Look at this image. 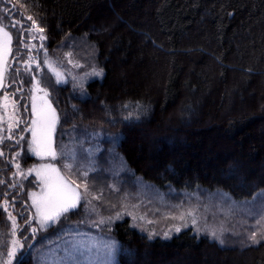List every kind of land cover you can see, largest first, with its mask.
I'll list each match as a JSON object with an SVG mask.
<instances>
[{
  "label": "trees",
  "instance_id": "16d2710c",
  "mask_svg": "<svg viewBox=\"0 0 264 264\" xmlns=\"http://www.w3.org/2000/svg\"><path fill=\"white\" fill-rule=\"evenodd\" d=\"M0 3L21 31L42 27L50 52L95 50L104 75L86 85L87 97L71 81L48 88L57 133L119 135L126 163L160 190L207 187L236 200L264 191V0ZM98 164L86 182L101 183L107 206L120 210L122 175H110L115 164L103 157ZM8 186L0 188L10 193ZM83 204L64 222L83 214ZM109 233L117 264H264V241L227 246L190 229L150 239L128 218Z\"/></svg>",
  "mask_w": 264,
  "mask_h": 264
},
{
  "label": "rangeland",
  "instance_id": "374dc122",
  "mask_svg": "<svg viewBox=\"0 0 264 264\" xmlns=\"http://www.w3.org/2000/svg\"><path fill=\"white\" fill-rule=\"evenodd\" d=\"M6 14V8L0 3V21H2L3 24L9 25L7 30L14 36L12 44L13 53L9 56L8 63L14 64L17 67L22 63L19 56L15 61L12 59V55H15L17 49H19L20 55L23 56L24 59H27L29 54L36 56V63L40 64V68L36 72L31 73V75H36L38 79L45 81L49 88L56 83V77L48 71L43 61L46 58L50 59L54 61L59 70L64 73V80L66 82L60 84H67L71 81L79 88L80 96L83 98L87 97L86 85L90 81L101 80L103 78L104 71L95 60V50L93 47L87 44H80L82 46L75 53L71 50L69 51L72 53L71 56L67 55L69 52L61 50L50 52L46 47L45 41L39 39V36L42 34L39 30H32L36 38L31 39L26 31H21L22 27L18 23L17 18L14 17L10 19V17H6ZM4 17H6V19H3ZM21 40H23L24 44H28L29 46L35 45L31 53L20 43ZM41 43H43L44 48L40 47ZM76 44L78 43H75V45ZM45 49L47 51V57L45 56ZM69 61L72 62L70 63ZM36 63L32 64L34 69L36 68ZM100 70L103 72L102 75L98 76L93 74L94 71ZM21 75L23 76V72H21ZM31 75L24 76L23 79L25 81H30ZM19 85L20 81L17 80V82L12 84L6 91H14ZM23 87L27 91L30 89L31 84L24 83ZM2 95L3 92H0V96ZM18 95H24V93H18ZM49 102L52 104L51 101ZM22 103L28 105V112L30 113V94H28L27 98L24 99ZM24 116L30 124L28 113H25ZM57 126L58 123L53 133V147L58 153L57 159L53 160L51 157L42 159L29 152L28 155L21 160L22 168L26 171L28 168L34 166L38 167L41 164H52L61 169L62 175L67 176V170L63 168V164L70 159V156L62 159L60 153L62 151L69 154L76 152L77 164L74 166L73 172L75 173L78 168L79 173L68 176V179L75 180L76 184L80 185L79 191L83 193L86 178L82 173L84 171L90 172L99 168L98 163H100L101 157H103L105 163L115 164L111 166L112 171L110 175L112 174L117 178L122 175L121 178L124 180L125 195H123V206L120 210L110 208L107 206L103 187H101L99 180L96 182L100 184L92 185L88 183L90 192L88 193L87 200H91V204L86 205V202H84L82 206L83 214H79L76 220H70L66 223L62 220L60 223L63 222L64 225L61 227L52 231L53 226L46 232L39 234L40 236L47 237V239H45L42 244L36 242V246L32 250L31 256L35 264H59L61 257L65 254L64 250L67 247L68 241L80 242L86 249H90L86 251V255L92 260H103L105 254L110 250L112 253V264H117L118 243L111 237L109 231L113 230L117 222L126 218L131 221V225L139 232L148 237H150L151 234L150 239L159 238L168 240L178 235L180 232L190 229L195 235L206 236L213 241L227 246L241 247L258 244L253 243L250 239L253 231L257 232V240L260 242L264 241V239H262V236H264V221H262L260 225L256 223L261 216H264V211H262L261 200L253 199L254 197H260L264 191L258 192V194L249 199L236 200L226 191L207 187H198L193 190L187 188L175 189L172 187L168 190H160L152 183L143 180L141 176L136 175L132 168L126 163L117 149L119 135L88 131L85 129H81L80 131L68 130L64 133H57ZM4 127L7 128L6 123ZM22 127H24V125H21V128ZM20 135H24L28 141L31 140V132L21 133L17 130L14 139L6 141V144L10 145V147L0 145V148L4 151V156L0 157V179L4 178L3 180L5 183L9 185L7 190L11 191L10 193H14V190L16 191L19 203L23 204L24 202L22 203V200L24 199L25 203L31 207V200L28 198L27 193L31 191H40V184L39 181L36 180L34 173L23 181L25 186L23 191H21L19 187H10L19 177L13 178V173L16 172V169L13 165H8L7 160L11 159L16 151L26 150L25 141H21L19 145H16V140L19 139ZM35 158L39 161H34L36 160ZM73 186L75 187V185ZM3 191L5 190L0 188V192ZM93 195L99 197L98 204H96L97 199H92ZM9 199H11V197H9ZM2 202L3 197L0 196V203ZM133 205H138V207H133ZM175 205H182V207H172ZM93 207L96 211H91ZM189 208H197L195 214L197 223L195 225L192 223L193 217H186L184 221L172 218L173 216L178 217L181 211H186ZM17 211H19V209H17ZM32 211L34 212V209ZM118 213L120 214L119 218H117ZM145 213H147L146 218L140 220L139 217L145 215ZM256 213H259V215ZM3 216L4 219H6V214H3V209H0V217L3 218ZM134 217L136 218L134 219ZM102 218L105 220V223L97 224ZM148 221H151V223ZM177 226L180 227L179 232L175 231ZM69 227L75 229V231L69 232ZM213 231H215L219 239L212 236L211 233ZM165 232L169 233L167 238L164 236ZM221 240L223 243H221Z\"/></svg>",
  "mask_w": 264,
  "mask_h": 264
},
{
  "label": "snow or ice",
  "instance_id": "6c2138e0",
  "mask_svg": "<svg viewBox=\"0 0 264 264\" xmlns=\"http://www.w3.org/2000/svg\"><path fill=\"white\" fill-rule=\"evenodd\" d=\"M3 19H6V17ZM28 19L32 20V17L29 16ZM32 24L33 27H37L35 20H32ZM8 28L9 25L0 21V92H3V95L0 96V145L10 147V145L6 144V141L13 140L17 130L21 133L31 132L30 141L24 135H20L19 139L16 140V145H19L21 141H25L26 150L16 151L11 159L7 160V164L13 165L16 169V172L13 173V178L19 177L10 187H19L23 191L25 189L23 181L34 173L36 180L39 181L40 191L27 193L28 198L31 200V207L27 203H19L17 193L0 192V196L3 197L0 209H3V214H6V219L0 220V264H28V258L36 246L33 242L42 244L47 239V237L40 236V233L46 232L62 220L66 221L69 213L76 210L82 202H86V205L91 204V200H87L90 188L85 181L84 192L82 193L79 191L80 185L76 184L75 180L68 179V176L79 173L78 168L75 173L73 172L74 166L77 164L76 152L69 154L62 151L60 153L62 159L70 156V159L63 164V168L67 170V176L62 175L61 169L52 164H41L38 167L28 168L26 171L22 168L21 160L29 152L42 159L47 157H51L53 160L57 159L58 153L53 147V133L56 130L59 118L49 102L47 83L42 79H38L36 75H31V73L36 72L40 68V64L36 63L37 57L29 54L28 58L24 59L20 55L19 49H17L15 55H12V59L15 61L19 56L22 63H20L19 67L8 63V58L13 53L12 44L14 39L13 34L7 30ZM39 32L43 33L44 29L42 27L39 28ZM26 33L30 35L31 39L36 38L31 29H26ZM39 39L44 41L46 37L41 34ZM20 43L27 48L29 53L35 47V45L24 44L23 40ZM40 47L44 48L43 43H41ZM67 55L71 56L72 53L69 52ZM45 56L47 57L46 49ZM69 62L71 63L72 61ZM33 63H36L35 69L32 67ZM43 64L56 77L57 84L66 82L64 73L59 70L54 61L46 58ZM21 72H23V76ZM93 74L99 76L103 72L102 70L94 71ZM29 75H31V80L25 81L23 77ZM17 80L20 81L19 87L14 91H6ZM24 83L31 84L30 89L27 91L23 87ZM18 93H24V95H18ZM28 94H30L31 99L30 113L28 112V105L22 103ZM124 107H127V105ZM25 113H28L30 124L25 119ZM5 123L7 128L4 127ZM21 125H24V127L21 128ZM3 156L4 151L0 148V157ZM82 175L86 178L88 172L84 171ZM4 183L5 181L0 179V185ZM92 199H99V197L93 195ZM253 199L261 200L262 211H264V193L260 197H254ZM133 207H138V205H133ZM172 207L181 208L182 205ZM33 209L34 212L32 211ZM91 211H96V209L93 207ZM196 212L197 208H189L186 211H181L178 217L173 216L172 218L184 221L186 217H193L192 223L195 225L197 223ZM256 214L259 215V213ZM119 215L118 213L117 218H119ZM146 215L147 213L140 216L139 219L144 220ZM262 221H264V216L257 220V225H260ZM148 222L151 223V221ZM104 223L105 220L103 218L97 222V224ZM68 231L73 232L75 229L69 227ZM175 231L179 232L180 227L177 226ZM211 234L214 238L219 239L215 231ZM164 236L167 238L169 233L165 232ZM256 236L257 232L253 231L250 237L253 243L260 242L256 239ZM149 238H151V234ZM262 239H264V236H262ZM221 243H223L222 240ZM89 250L80 242L68 241L64 250L65 254L61 257L59 264H112V253L110 250L105 254L103 260H92L86 255V251Z\"/></svg>",
  "mask_w": 264,
  "mask_h": 264
},
{
  "label": "water",
  "instance_id": "95a60500",
  "mask_svg": "<svg viewBox=\"0 0 264 264\" xmlns=\"http://www.w3.org/2000/svg\"><path fill=\"white\" fill-rule=\"evenodd\" d=\"M11 8H13V6H11Z\"/></svg>",
  "mask_w": 264,
  "mask_h": 264
}]
</instances>
